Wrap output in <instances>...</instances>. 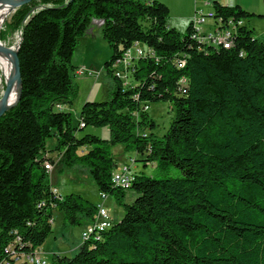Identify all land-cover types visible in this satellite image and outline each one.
<instances>
[{"label": "trees", "instance_id": "obj_1", "mask_svg": "<svg viewBox=\"0 0 264 264\" xmlns=\"http://www.w3.org/2000/svg\"><path fill=\"white\" fill-rule=\"evenodd\" d=\"M212 5L224 19L255 16ZM169 18L158 0H34L5 22L2 41L22 33V91L0 118V264L41 248L55 211L72 226L95 222L97 205L79 194L59 197L46 182L54 135L58 165L86 169L124 217L75 256L49 264H264V37L241 25L225 49L197 41L191 25L183 35L169 28ZM95 21L112 48L111 98L85 103L75 127L67 111L79 94L72 61ZM135 43L154 55L135 63V83L125 87L114 64ZM159 102L176 111L169 130L141 134L156 127L145 105ZM88 127H108L110 138L75 135ZM117 146L140 157L132 162L155 166L151 177L133 172L131 201L112 183Z\"/></svg>", "mask_w": 264, "mask_h": 264}, {"label": "rangeland", "instance_id": "obj_2", "mask_svg": "<svg viewBox=\"0 0 264 264\" xmlns=\"http://www.w3.org/2000/svg\"><path fill=\"white\" fill-rule=\"evenodd\" d=\"M140 1L144 2V0ZM186 1V4H190L192 2L191 5H189V8L190 6L192 7L194 5L193 0ZM173 2L178 4L176 0H173ZM177 8L175 5H173V10L168 20V27L176 29L180 34L183 35L187 31L188 24L184 23L180 19H177V16L181 15V10L178 11ZM189 8H186V11H188ZM199 9L202 10L201 13L204 16H208L210 13L215 12L212 7H205L202 3L199 4ZM258 11L260 12H254L255 16L251 18H245L242 21H246L247 23L244 26L254 30L255 37L263 38L264 6ZM199 20L201 21L202 17L199 16ZM95 24L99 25V27L103 26L102 21H95ZM214 24V20L206 18L205 24H199L197 29L206 31V29L211 28L210 31L206 32L212 33V31L215 29ZM21 39L22 33L17 32L9 36L3 42L6 48L15 50ZM111 56L112 48L104 39L102 28H94L93 33L88 32L83 38H81L75 50L72 62L76 67V73L80 70H84L85 75H76L75 81L79 87V94L73 105L71 107H67V111L71 112L73 115V125L75 127H79V123L81 121L80 113L85 103L106 102L111 98L110 91L113 80L107 76V70L105 68V63L110 59ZM130 82H133L132 78L130 79ZM5 84V86H7V81ZM149 105L148 113L150 118L155 122L156 127L152 131L147 129L140 131V133H153L158 137H163L169 130L173 119L175 118L176 111L173 105L168 102H159ZM135 118L138 120L137 117ZM86 134L96 135L105 140L110 138V130L108 127H88L82 131L78 130L75 133L78 138H81ZM56 143L57 135H54L47 141V151L49 154H54L55 165L52 166L50 171L48 170L50 176L46 179V182L50 183L52 187L55 188V193L59 197H64L70 194H79L97 206L99 204H103L113 218L115 217L116 212H120L121 220L124 217V209L116 204L114 196H108L107 200L105 201L100 198L99 188L86 169L81 167L63 169L61 165H58V162L62 156L59 154V152L55 151ZM81 152L85 153L87 152V149L84 148ZM114 153L116 161L118 162V166L123 167L126 164L130 166L133 172L137 174L144 173L150 177L155 175L154 165L144 166V163L141 161L136 163L132 162L133 160H136L140 157L134 152H125L123 146H117L114 149ZM121 167L118 168V171L121 169ZM173 170L174 173L177 171L175 169ZM133 193V190H129L127 192V198H129L128 201H131L132 195L130 194ZM88 225V222H83L81 226H72L65 222L62 213L55 211L52 224L53 233L44 244L43 256L45 260L50 263L54 256L62 255L66 257H73L78 254L84 244L83 234L84 231L87 230Z\"/></svg>", "mask_w": 264, "mask_h": 264}, {"label": "built area", "instance_id": "obj_3", "mask_svg": "<svg viewBox=\"0 0 264 264\" xmlns=\"http://www.w3.org/2000/svg\"><path fill=\"white\" fill-rule=\"evenodd\" d=\"M202 10L198 9L195 15L192 28L195 32L194 38L202 44L222 46L225 49H230L234 46L235 38L238 34V27L243 26L242 21L236 22L234 19H224L221 16H217L216 12L210 13L208 16L202 15ZM199 16L202 20H199ZM206 18H210L215 21V29L212 33L197 29L199 24H205ZM154 52L152 49L147 48L140 43H135L130 49H128L123 57L114 64V70L116 75L123 81L125 87L131 82L132 74L134 73V65L140 59L148 56H153ZM76 75H85L84 70H80ZM62 110L61 107H59ZM145 110H149V106H145ZM81 128H84V124H81ZM46 169L51 170L52 165L47 163ZM134 182V173L130 166H123L119 171L113 173L112 183L116 188L129 191ZM102 200H107L108 196L100 192L99 194ZM98 213L95 218V222L88 225L86 231L83 234V241L88 242L92 239L99 240L103 232L108 231L114 223L113 217L109 214L107 208L103 204L97 206ZM15 251H13L14 253ZM43 249L37 248L32 254H14L13 258L15 264H49L43 256Z\"/></svg>", "mask_w": 264, "mask_h": 264}, {"label": "crops", "instance_id": "obj_4", "mask_svg": "<svg viewBox=\"0 0 264 264\" xmlns=\"http://www.w3.org/2000/svg\"><path fill=\"white\" fill-rule=\"evenodd\" d=\"M151 1H153V0H144V2H146V3H149ZM158 1H161L164 4L169 6L170 15H171L172 10H173V5H175L176 8L178 7L177 8L178 11L181 10L180 11L181 15L177 16V19H180L184 23L188 24V27L191 24H193V22L195 20V13L199 9L200 3H202L205 7H212L214 9L212 4L214 1H217V2H219L225 6H231V7L240 6L243 10H245L247 12H252V13L260 12L258 10H260L264 6V0H193L194 5L192 7L190 6V8H189V5H191L192 2L190 4H186L187 3L186 0H176V2L178 4H175V2H173V0H158ZM186 8H189L188 11H186ZM242 24L244 26L247 23H246V21L245 22L242 21ZM94 28H102V27H99V25L95 24L93 29H91L89 32L93 33ZM209 29H211V28H209ZM209 29H206V30H209ZM154 168H155V166H154ZM120 216H121V213L116 212L114 219L119 220L121 218ZM41 248L44 249V245Z\"/></svg>", "mask_w": 264, "mask_h": 264}, {"label": "bare ground", "instance_id": "obj_5", "mask_svg": "<svg viewBox=\"0 0 264 264\" xmlns=\"http://www.w3.org/2000/svg\"><path fill=\"white\" fill-rule=\"evenodd\" d=\"M21 0H0V46L5 47L4 42L1 40V31L8 20V18L14 13L13 3ZM14 57L11 53L0 52V108H1V99L4 95L6 88V81L11 80L14 77ZM19 84L15 83L13 90L10 95L9 103H15L18 100L19 96Z\"/></svg>", "mask_w": 264, "mask_h": 264}, {"label": "water", "instance_id": "obj_6", "mask_svg": "<svg viewBox=\"0 0 264 264\" xmlns=\"http://www.w3.org/2000/svg\"><path fill=\"white\" fill-rule=\"evenodd\" d=\"M33 1L34 0H21V1L12 2L14 12H16L19 8H22L23 6L31 4ZM20 44H21V41H20V43H18L15 50L0 46V52L11 53L13 55L14 66H15L14 77L11 80L7 81L6 90H5L4 95L2 96V99H1L2 103H1V108H0V118L3 117L13 107H15L21 98L22 73H21V64H20V59H19V54H18ZM15 83L19 84V88H20L19 89V96H18V100L15 103L10 104L9 98H10V95H11V92L13 90Z\"/></svg>", "mask_w": 264, "mask_h": 264}]
</instances>
